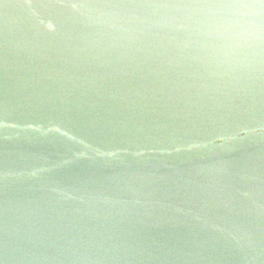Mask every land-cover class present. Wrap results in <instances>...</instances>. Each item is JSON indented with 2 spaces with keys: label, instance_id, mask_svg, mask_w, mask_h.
Listing matches in <instances>:
<instances>
[{
  "label": "water",
  "instance_id": "95a60500",
  "mask_svg": "<svg viewBox=\"0 0 264 264\" xmlns=\"http://www.w3.org/2000/svg\"><path fill=\"white\" fill-rule=\"evenodd\" d=\"M0 264H264V0H0Z\"/></svg>",
  "mask_w": 264,
  "mask_h": 264
}]
</instances>
